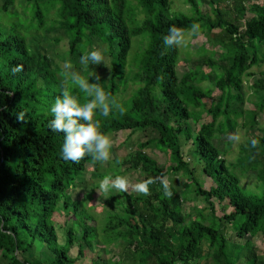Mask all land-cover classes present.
<instances>
[{
    "label": "trees",
    "instance_id": "16d2710c",
    "mask_svg": "<svg viewBox=\"0 0 264 264\" xmlns=\"http://www.w3.org/2000/svg\"><path fill=\"white\" fill-rule=\"evenodd\" d=\"M184 1L190 13H177L172 0H0V252L7 264H77L86 251L97 258L91 264H264V248L254 243L262 239L264 245V73L252 72L264 64V0ZM204 3L214 18L205 15ZM193 23L221 54L203 45L197 53L207 55L190 58V71L179 76L180 45L168 47L164 37L173 25L187 35ZM61 43L68 52L64 66L57 61ZM93 48L105 50L106 77L99 75L102 64L81 63ZM70 64L124 106L123 113L98 118L111 137L139 136L136 150L118 164L152 180L147 194L104 192L99 183L83 201L73 198L87 165L98 180L121 174L118 167L104 173L106 162L89 156L79 162L62 157L64 134L49 127L50 107L65 89L81 102L91 98L71 80ZM253 78L246 97L245 81ZM252 98L254 108L247 109ZM241 130L246 140L230 159L231 136ZM253 138L259 141L255 148ZM186 144L210 187L195 178ZM150 145L166 154V163L146 152ZM250 173L254 191L242 185ZM100 191L99 218L91 204ZM190 196L205 200L209 211L185 212ZM60 216L66 217L65 246L57 231ZM111 247L121 254L109 253Z\"/></svg>",
    "mask_w": 264,
    "mask_h": 264
},
{
    "label": "clouds",
    "instance_id": "9594fccd",
    "mask_svg": "<svg viewBox=\"0 0 264 264\" xmlns=\"http://www.w3.org/2000/svg\"><path fill=\"white\" fill-rule=\"evenodd\" d=\"M201 32V25L193 23L189 34L198 36ZM185 42V30L173 25L169 28L168 34L164 37V44L168 47L181 45ZM82 64H106L105 50L93 48L87 54L81 56ZM71 80L82 91L88 94L90 99L81 102L78 96L70 94L65 89L61 95L55 98L50 107L52 119L49 121V127L54 132L64 134V143L62 146V157L65 160L79 162L85 156L91 157L95 162H107L112 156L114 141L110 134L102 130L101 120L98 118L110 117L114 112L123 113L124 106L106 92L100 83L90 82L83 77L80 72L70 73ZM99 80V77H97ZM24 113L20 112L19 120H24ZM234 142H239L241 136L234 133L231 136ZM259 141L251 139V146L255 148ZM151 179L142 180L132 187L135 191L147 194ZM165 193L172 195L167 180L163 181ZM117 189L126 192L129 189V180L125 176L117 175L115 177L106 176L100 183V189L104 192L110 189Z\"/></svg>",
    "mask_w": 264,
    "mask_h": 264
},
{
    "label": "rangeland",
    "instance_id": "374dc122",
    "mask_svg": "<svg viewBox=\"0 0 264 264\" xmlns=\"http://www.w3.org/2000/svg\"><path fill=\"white\" fill-rule=\"evenodd\" d=\"M251 3V1L253 0H249ZM173 3V8L174 10L179 13V12H185V13H190V8L189 6H187L185 4L184 0H172ZM202 9L204 10L205 15L208 14L209 16H212L214 18V14L212 13L211 10V5L210 4H202L201 5ZM224 8H230V2L229 3H224L223 4ZM232 10V8L230 9ZM227 12H230L229 10H227ZM232 12V11H231ZM232 19H234V13L232 12ZM252 15L248 14L247 18H250ZM244 25V22L241 23V26ZM213 33H220V32H213ZM203 45H206L205 47L208 48L209 51H215L216 52V57L219 56V54H221V51L219 50L218 46H214V45H210L207 46V38L205 37V35L203 34V32H200V34L198 35V37H194L193 35H190L189 33L187 35H185V42L183 44L180 45V54H182V59L183 61L179 64L178 66V73L179 76H182L185 72L190 71L191 69V61L190 58L194 59L193 61H198L199 59H202L203 57H205L207 54H205L202 50L200 52L197 53V51L203 47ZM56 51L61 53L59 54V59H57V61H60L59 64L63 65L66 64V62H64V59L67 57V46L66 43H61L60 45L56 46ZM51 54L53 53L52 51H50ZM198 58V59H196ZM102 66L104 67L103 69H101L99 71V75L106 77L108 74V63L106 62V64H102ZM69 68V71L72 72V65H68L67 66ZM252 72H254L256 74V77H259L261 75V73H264V64H261L258 67H255L252 69ZM256 80V78H253L251 80H246L245 81V89H246V97L251 96L252 95V91L250 89V85L252 83H254V81ZM210 83H207L204 85V87H210L213 90V95L218 96V91L215 89L214 86H210ZM130 92H128V94L125 95L128 96ZM254 98L250 99L249 102L246 103V108L247 109H253L254 108ZM260 124L261 126L264 127V113L261 115L260 119ZM129 135V132H122L118 135H115L112 137L113 141H114V146H117V150L114 151V149L112 150L113 154H114V158L115 159L117 157V163L112 162L111 159H109L104 167V173L108 172L111 168H116L118 167L119 171H120V176H125L128 178L129 180V189L128 190H133L135 192V194L139 193L137 191L134 190V188L132 187L134 184L139 183L140 181L144 180V177L142 175V173H140L139 171H127L125 167L120 168L119 167V160L123 159L124 157L128 156L129 152L135 151L136 148V142H138L139 140V136L133 135L132 138L127 140V137ZM239 135L241 136V140L239 142H235L233 147H232V151L231 154L229 155L230 159H234L235 156L239 153V145L244 144V141L246 140V135H245V131L241 130V132L239 133ZM126 142V146L125 144L123 146H118V145H122L123 142ZM123 147V148H122ZM192 147V146H190ZM115 148V149H116ZM153 159H155L160 165L164 164L167 162L168 158L166 156V154H163L160 151H157L154 148V145H150L146 151ZM190 151H189V145L186 144L185 148H184V155L186 157V160L190 161V165L191 168L195 171V178L199 181V183H202L204 188H208L212 185L211 180H209L208 178L205 177V175L203 174V169H202V164L201 162H199L198 160H194L193 158L190 157ZM118 165V166H117ZM126 170V172H125ZM93 173V167L91 164L87 165V170L86 173L82 175H80L79 177V184L78 187H76L75 189H73L71 191V193L73 194V198L75 200H80L83 201V197L84 195L87 193V191L89 190H93V192H97V187L95 185L101 183L102 180H98L96 178L93 177L92 175ZM188 177L185 178H181L180 179V183L183 182H187ZM242 185L244 188H246L247 190H253L254 191V187L256 186V181H255V177L254 174L250 173L247 174L243 177L242 179ZM94 186V187H93ZM88 194V193H87ZM97 194H99L100 196H97L96 199L97 201L94 202V204L92 203V207H94V213L95 215L100 218V215L102 214L101 211L104 209L103 205H104V196L102 194V192H98ZM213 202L215 203L214 205L216 206V209H219V204H217L216 200L214 199ZM90 205V203H89ZM200 208V209H206V211L208 210V204L206 203L205 200H203L202 198H197L196 196H190V200H188V203L185 206V212H191L192 214L195 213L196 209ZM184 212V213H185ZM218 215L220 214V211H218ZM69 216L71 217L72 214L70 213ZM66 217L64 216H60L58 218L57 221V231L59 234V240L61 245H66L65 244V228H64V222H65ZM73 217H71V219L69 220L67 226L70 224H72V220ZM92 224V223H91ZM66 226V227H67ZM101 227V226H100ZM73 230L77 233L81 232V228H80V224L79 223H75V226L73 228ZM97 232H92L90 236H94L96 235ZM234 239L235 235H233ZM93 238V237H92ZM97 241V239H96ZM76 242L79 243V237L76 239ZM75 244V246L71 249L70 251V255L71 257H77L78 254V247L77 244ZM96 243V242H95ZM255 246L257 249H261L264 248L262 239H256L254 240ZM35 250H41V249H35ZM31 254H34V251ZM97 251H100V248H97ZM109 253L114 254H121V252L119 250H117L115 247H111L109 250ZM41 251H39V253H35V257L36 256H41ZM121 256L118 255L116 261H119ZM95 255L90 253L89 251H86V256L82 259L79 260V262L77 264H91V262L94 260ZM110 258V256L108 257ZM97 259V258H95ZM0 264H7V261L5 260V258L2 256V253L0 252Z\"/></svg>",
    "mask_w": 264,
    "mask_h": 264
}]
</instances>
